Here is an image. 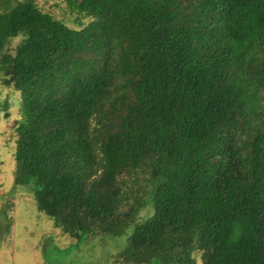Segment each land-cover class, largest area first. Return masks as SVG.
Masks as SVG:
<instances>
[{"label": "trees", "instance_id": "obj_1", "mask_svg": "<svg viewBox=\"0 0 264 264\" xmlns=\"http://www.w3.org/2000/svg\"><path fill=\"white\" fill-rule=\"evenodd\" d=\"M68 2L0 0L16 186L78 241L137 221L126 264H264V0Z\"/></svg>", "mask_w": 264, "mask_h": 264}, {"label": "rangeland", "instance_id": "obj_2", "mask_svg": "<svg viewBox=\"0 0 264 264\" xmlns=\"http://www.w3.org/2000/svg\"><path fill=\"white\" fill-rule=\"evenodd\" d=\"M35 3L72 28L81 29L92 20L79 19L76 10L70 11L68 0ZM20 41L21 37L11 39L6 50L13 51ZM1 77L0 104L6 103L9 108L5 111L0 107V264H126L120 254L137 221L121 235L94 231L78 241L38 209L31 191L16 186L17 135L13 125L19 94L13 86H5ZM147 211L153 212L144 209L139 219L144 220Z\"/></svg>", "mask_w": 264, "mask_h": 264}]
</instances>
